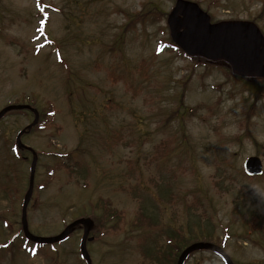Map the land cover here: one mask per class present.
<instances>
[{
    "label": "rangeland",
    "instance_id": "1",
    "mask_svg": "<svg viewBox=\"0 0 264 264\" xmlns=\"http://www.w3.org/2000/svg\"><path fill=\"white\" fill-rule=\"evenodd\" d=\"M195 1L212 21L250 20L264 33V0ZM173 4L0 0V109L27 104L48 121L21 136L36 154L28 228L50 236L91 216L92 264H158L144 248L158 255L175 231L180 242L216 243L234 264H264V220L232 214L235 204L264 214V176L242 165L257 155L264 170V91L256 97L225 62L169 44ZM32 119L0 118V244L15 243L0 247V264H86L79 227L49 246L23 238L32 154L15 136ZM111 211L121 220L101 223ZM184 264L224 263L198 250Z\"/></svg>",
    "mask_w": 264,
    "mask_h": 264
},
{
    "label": "water",
    "instance_id": "2",
    "mask_svg": "<svg viewBox=\"0 0 264 264\" xmlns=\"http://www.w3.org/2000/svg\"><path fill=\"white\" fill-rule=\"evenodd\" d=\"M171 39L186 53L200 55L212 60L222 59L228 62L234 73L250 78L264 76V36L258 27L251 21L224 20L210 22V17L197 3L190 0H175L174 6L167 15ZM27 108L34 112L33 121L26 126L30 128L36 122L37 111L26 104H10L0 109V117L8 110ZM22 129L16 136L19 146H24L20 140ZM26 147V146H24ZM29 148V147H26ZM36 156L30 165L29 185L24 194L21 212V223L24 234L37 242H56L65 238L75 225L81 224L83 233L80 241V250L83 257L91 264L86 249V240L93 221L89 217H81L68 223L58 234L52 236H37L29 232L26 220V205L29 201L33 186V175ZM244 169L250 174L261 173V161L257 156H249L244 160ZM209 249L221 255L227 264H232L224 250L210 242H193L187 245L179 254L176 264H182L184 258L195 249Z\"/></svg>",
    "mask_w": 264,
    "mask_h": 264
},
{
    "label": "trees",
    "instance_id": "3",
    "mask_svg": "<svg viewBox=\"0 0 264 264\" xmlns=\"http://www.w3.org/2000/svg\"><path fill=\"white\" fill-rule=\"evenodd\" d=\"M133 18L134 19H138L139 18V15L138 14H135V15H133ZM246 83L247 84H250L253 87L252 92L254 93V95L256 97L259 96V94L264 90V77L261 78V79H257V80L246 81ZM48 115H50V114H48ZM45 122H48L47 119L46 120H43L42 119V116H41V119L38 120V122L34 126H32L31 129H34L35 127L37 128L38 126H40V124H43ZM17 150H18V152H19V150L25 151V149H20V148H17ZM49 174H52V171H49ZM237 207H238L237 204H235L234 207L232 208V213H233V216L234 217H239L240 216V217H242L243 220H246L248 218H251L252 220H256V221H263L264 220V214H262V213H260L258 211H253V212H247V211H245V212L238 213L239 212L238 211L239 209ZM105 211H107V210H105ZM105 211H102L100 214L104 213ZM108 213H109L108 218L103 219V220L102 219L99 220L97 218L96 219L97 222L99 220V221H101V223H104V222H109V221H111L113 219H117V217H119V220H121V218H122V213L120 211H111V212H108ZM236 214H238V216ZM175 236H176V241L178 243V248H177V250H176V252L174 254V257L177 255V253L180 251V249L186 245V241L180 242V238L181 237H180L179 234H175ZM9 242L15 244L12 241V239H9V241H6L3 246H2V243H1L0 244V247L7 246ZM31 244H32V242H31ZM168 247H170V246H168ZM148 251H149V249H145L144 248L145 254L147 253L149 256H154V257L156 256V258H159V255L160 256L163 255L160 252H158L159 254L156 255V252L155 251L154 252H149V253H148ZM158 262H160V261H158Z\"/></svg>",
    "mask_w": 264,
    "mask_h": 264
}]
</instances>
